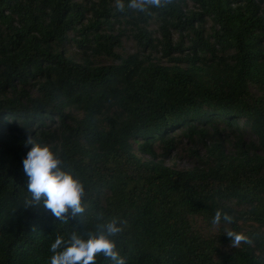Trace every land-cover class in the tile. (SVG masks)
I'll return each instance as SVG.
<instances>
[{"label": "trees", "instance_id": "trees-1", "mask_svg": "<svg viewBox=\"0 0 264 264\" xmlns=\"http://www.w3.org/2000/svg\"><path fill=\"white\" fill-rule=\"evenodd\" d=\"M128 3L0 0V264H50L57 236L113 219L126 264H264V0ZM114 23L139 47L120 51ZM29 140L84 184L83 214L26 204Z\"/></svg>", "mask_w": 264, "mask_h": 264}, {"label": "clouds", "instance_id": "clouds-1", "mask_svg": "<svg viewBox=\"0 0 264 264\" xmlns=\"http://www.w3.org/2000/svg\"><path fill=\"white\" fill-rule=\"evenodd\" d=\"M172 3V0H129L128 8L138 12H148L150 8H162ZM117 11H124V0H115ZM28 143L32 147L23 160V168L28 177L27 190L31 199L26 201L29 207L40 206L50 212L56 220H68L84 213L83 200L86 196L84 184L72 173L64 171L62 159L58 152L53 151L49 145ZM231 224L233 217L217 209L211 221L212 225L219 227L221 221ZM120 223L113 219L100 226L98 234H88L84 239L77 232L70 234L65 244L63 236H57L50 245L53 253L50 264H96V258L103 255L111 259L113 264H126V260L117 250L114 237L122 232ZM230 238L233 247L242 243L252 245L253 240L243 232L228 230L225 232Z\"/></svg>", "mask_w": 264, "mask_h": 264}, {"label": "rangeland", "instance_id": "rangeland-1", "mask_svg": "<svg viewBox=\"0 0 264 264\" xmlns=\"http://www.w3.org/2000/svg\"><path fill=\"white\" fill-rule=\"evenodd\" d=\"M189 7H191V5H189ZM123 27H125L123 23H114L111 29L119 33V39H120L119 46L121 48L120 51L122 52L124 50L133 51L135 50V48L139 47L138 41L134 39L131 36V34H129L128 32H126L125 34H121L119 29L123 30ZM124 29H127V28L125 27ZM149 30L151 31L154 37L160 38L161 34L158 33L157 27L154 23H152L151 26H149ZM66 49L69 54L77 51L76 46L72 44H68L66 46ZM153 55H157L156 57L161 56L160 52L156 53V51H152V56ZM98 62L106 63L105 60L98 61ZM239 123L242 124V120H240ZM181 130L182 128H179V129H176L175 132L179 133ZM246 134L249 135L247 132ZM165 162L169 165H173L178 168H191L192 167V163L189 160H187L186 158L177 157L176 150L169 153V155L166 157Z\"/></svg>", "mask_w": 264, "mask_h": 264}]
</instances>
